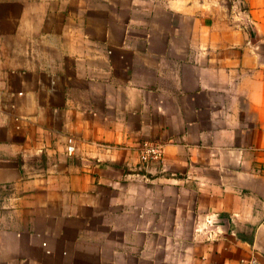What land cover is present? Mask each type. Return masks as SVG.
Instances as JSON below:
<instances>
[{"label": "crops", "instance_id": "1", "mask_svg": "<svg viewBox=\"0 0 264 264\" xmlns=\"http://www.w3.org/2000/svg\"><path fill=\"white\" fill-rule=\"evenodd\" d=\"M143 140L164 149L147 171ZM250 256L264 0H0V264Z\"/></svg>", "mask_w": 264, "mask_h": 264}, {"label": "built area", "instance_id": "2", "mask_svg": "<svg viewBox=\"0 0 264 264\" xmlns=\"http://www.w3.org/2000/svg\"><path fill=\"white\" fill-rule=\"evenodd\" d=\"M138 156L139 170L147 171L149 164L155 161H162L164 155L163 144L153 140H143L134 146ZM73 138H68L67 152L72 154L75 151ZM240 264H264L258 258L250 256L240 260Z\"/></svg>", "mask_w": 264, "mask_h": 264}]
</instances>
